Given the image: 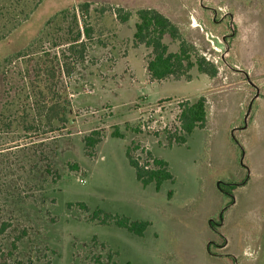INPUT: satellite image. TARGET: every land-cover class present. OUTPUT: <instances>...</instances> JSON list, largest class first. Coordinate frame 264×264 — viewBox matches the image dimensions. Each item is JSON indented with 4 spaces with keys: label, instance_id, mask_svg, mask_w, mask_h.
I'll list each match as a JSON object with an SVG mask.
<instances>
[{
    "label": "rangeland",
    "instance_id": "374dc122",
    "mask_svg": "<svg viewBox=\"0 0 264 264\" xmlns=\"http://www.w3.org/2000/svg\"><path fill=\"white\" fill-rule=\"evenodd\" d=\"M143 8L170 19L216 76L150 82V49L133 43ZM202 81L246 98L218 106L214 131L169 143ZM127 150L149 169L166 161L172 180L143 186ZM112 218L149 225L138 236ZM0 264H264V0H0Z\"/></svg>",
    "mask_w": 264,
    "mask_h": 264
},
{
    "label": "trees",
    "instance_id": "16d2710c",
    "mask_svg": "<svg viewBox=\"0 0 264 264\" xmlns=\"http://www.w3.org/2000/svg\"><path fill=\"white\" fill-rule=\"evenodd\" d=\"M90 4L83 3L77 10L82 13L87 12ZM104 10V9H102ZM115 16L118 21L125 23L130 18L129 12H124L123 9H117ZM137 22L134 25L133 43L135 45H143L145 48L150 49V56L146 62V71L150 80L160 81L167 78H184L190 81V71L195 69L199 74L206 75L212 79L217 74V68L204 57L197 55L194 46L184 39L181 35L179 28L166 16L159 11L152 8H143L135 11ZM76 19V16L74 15ZM53 20V18H52ZM90 29L82 28V31H77L66 42L69 45V50L74 49V44L80 41L81 36H89ZM168 36L171 40L178 43L176 52H170L168 46L163 42V38ZM83 47V44H81ZM80 53V52H79ZM79 58L82 59L83 55L80 53ZM70 75L69 71H66ZM53 71L50 77L53 78ZM179 134L170 135L168 137L169 143L183 144L191 136L195 129H203L207 122V102L204 96H199L196 100L189 102L185 101L179 105ZM59 121H66L65 113L57 117ZM112 137H121V134L115 130L111 133ZM101 132L94 130L90 135L84 137V148L88 155L93 153L95 146L101 141ZM126 156L129 165L135 170L136 179L143 185L147 186L154 183L155 189L159 190L164 181H171L172 175L168 170L166 161L158 158H153V169L140 165L136 160H133L129 151H126ZM96 213H100L97 211ZM111 219L106 215L105 221ZM114 223L119 227L126 229L130 233L142 236L144 230L148 227L149 223L146 221H131L127 218L113 219Z\"/></svg>",
    "mask_w": 264,
    "mask_h": 264
},
{
    "label": "crops",
    "instance_id": "0c3cea01",
    "mask_svg": "<svg viewBox=\"0 0 264 264\" xmlns=\"http://www.w3.org/2000/svg\"><path fill=\"white\" fill-rule=\"evenodd\" d=\"M145 71H146V69H145ZM147 79L150 80L148 75H147ZM151 81L152 80H150V82ZM185 82L190 83L191 81H185ZM202 82H203V84L205 82V89L200 93V96H204L206 98L207 103L212 104V108H213V110H211L207 115V122H206V125L203 129H206L208 131H210V130L214 131L217 127V126L215 127V125H217L218 106H222V108L224 110H226V107H228V104H229L228 103V100H229L228 97L229 96L237 95V94L241 93V94H243L244 100H245L246 94L244 93V91L242 89H239V88H237L236 90H231V91H226V90L225 91H219V90H217V88H215V85H213L214 81H202ZM211 84H212V87H211ZM164 99H173V98H160V100H164ZM242 100L243 99H241V101ZM147 102H149V101H147ZM227 133H229V131H227ZM172 178H173V176H172Z\"/></svg>",
    "mask_w": 264,
    "mask_h": 264
},
{
    "label": "water",
    "instance_id": "95a60500",
    "mask_svg": "<svg viewBox=\"0 0 264 264\" xmlns=\"http://www.w3.org/2000/svg\"><path fill=\"white\" fill-rule=\"evenodd\" d=\"M255 89H256V95L254 96V98L257 96V93H258V89L255 87ZM252 103H253V99L250 101V103H249V106H248V112L251 110V106H252ZM247 115V114H246ZM246 115H245V117H246Z\"/></svg>",
    "mask_w": 264,
    "mask_h": 264
}]
</instances>
